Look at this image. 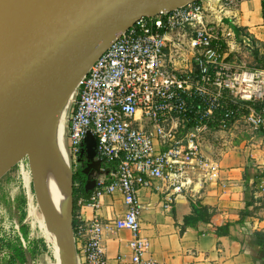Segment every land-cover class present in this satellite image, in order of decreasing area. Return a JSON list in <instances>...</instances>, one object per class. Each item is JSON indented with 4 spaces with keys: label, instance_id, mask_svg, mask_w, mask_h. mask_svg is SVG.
I'll list each match as a JSON object with an SVG mask.
<instances>
[{
    "label": "built area",
    "instance_id": "built-area-1",
    "mask_svg": "<svg viewBox=\"0 0 264 264\" xmlns=\"http://www.w3.org/2000/svg\"><path fill=\"white\" fill-rule=\"evenodd\" d=\"M228 26L204 0L143 16L79 79L69 147L77 164L92 134L100 170L94 193L87 203L81 200L95 215L82 218L74 232L82 263L162 264L145 255L139 190L164 194V207L172 210L175 193L193 191L194 183L218 174L217 162L203 153L205 133L227 131L236 120L264 131V112L254 106L264 100V67L231 59L242 43ZM118 191L126 210L106 222L103 198ZM108 226L133 233L131 254L113 263L104 246Z\"/></svg>",
    "mask_w": 264,
    "mask_h": 264
},
{
    "label": "crops",
    "instance_id": "crops-1",
    "mask_svg": "<svg viewBox=\"0 0 264 264\" xmlns=\"http://www.w3.org/2000/svg\"><path fill=\"white\" fill-rule=\"evenodd\" d=\"M204 1L211 15L223 18L240 38L242 44L237 45L240 51L245 49L249 53L263 40L259 35L264 36L263 0H238L235 6H224L226 0ZM248 37L251 39L248 44L241 41ZM239 55L234 53L231 59H239ZM203 153L217 162V176L203 184L194 183L193 191L175 193L172 210L164 207V194L150 188L139 190L141 234L149 241L145 255L156 258L162 264H264V131L252 128L243 120H236L227 131L212 130L205 133ZM84 160L85 171L89 174L86 188L94 190L100 176L99 166L95 157L90 158L88 151L85 152ZM88 166L92 168L88 169ZM32 185L37 194L34 171ZM192 201L209 206L214 211V221L230 224V233L218 236L213 232V224L203 221L195 225L185 224V217L192 214ZM103 202L100 215L106 222L126 210L124 197L119 191L105 195ZM39 208V215H42L40 222L45 227L43 212ZM248 211L250 214L242 220V213ZM30 212L31 208L27 220L32 235L38 229L50 247L45 233H42ZM94 215L92 206H82L81 216L84 220ZM49 237L56 243L55 237ZM132 239L130 229L107 227L104 246L106 256L112 263L119 255L131 254ZM77 249L76 246L77 264H84L79 259ZM54 257L48 256L47 252L36 257L29 253L27 264H61L59 258L56 255ZM0 264L8 263L0 259Z\"/></svg>",
    "mask_w": 264,
    "mask_h": 264
},
{
    "label": "water",
    "instance_id": "water-1",
    "mask_svg": "<svg viewBox=\"0 0 264 264\" xmlns=\"http://www.w3.org/2000/svg\"><path fill=\"white\" fill-rule=\"evenodd\" d=\"M194 1L0 0V144L18 128L25 131L47 103L58 100L55 122L93 61L132 23ZM95 147L89 134L82 155L88 151L93 159ZM70 167L69 238L63 260L77 264Z\"/></svg>",
    "mask_w": 264,
    "mask_h": 264
},
{
    "label": "rangeland",
    "instance_id": "rangeland-1",
    "mask_svg": "<svg viewBox=\"0 0 264 264\" xmlns=\"http://www.w3.org/2000/svg\"><path fill=\"white\" fill-rule=\"evenodd\" d=\"M259 35L264 40V36ZM263 40H260L258 46L255 45L254 49H250L249 53L245 52V49L241 50L238 53L240 54V60H245L253 65H263L256 57V50H258V54L264 55ZM260 51H263V53H260ZM77 94L78 88H75L70 100L58 112L51 127V135L53 134L60 143L66 153L68 162L76 167H78L79 162L77 165L74 163L69 147V122L74 108L72 100L75 99ZM29 159L28 151H23L18 158L13 160L0 173V259L7 263L18 259L16 249L23 248L26 257L29 253L36 257L47 252V255L52 256L53 259H55L54 255H56L60 263L64 264L63 256L58 254L54 241L45 233L44 224L40 222L42 221V215H39L41 210L37 205V197L32 185L33 170ZM30 208V216L36 219L42 233H45L50 247L46 244L38 229L35 231V235H32V230L27 220ZM38 216H40V219ZM23 225L26 227L25 229L22 228Z\"/></svg>",
    "mask_w": 264,
    "mask_h": 264
},
{
    "label": "bare ground",
    "instance_id": "bare-ground-1",
    "mask_svg": "<svg viewBox=\"0 0 264 264\" xmlns=\"http://www.w3.org/2000/svg\"><path fill=\"white\" fill-rule=\"evenodd\" d=\"M59 104L58 100L47 103L25 131L18 128L2 138L0 173L23 151H28L37 201L46 223L44 230L48 236L56 238V249L63 256V244L69 238L71 167L60 143L51 135L53 117Z\"/></svg>",
    "mask_w": 264,
    "mask_h": 264
},
{
    "label": "trees",
    "instance_id": "trees-1",
    "mask_svg": "<svg viewBox=\"0 0 264 264\" xmlns=\"http://www.w3.org/2000/svg\"><path fill=\"white\" fill-rule=\"evenodd\" d=\"M258 50H256V57L262 64H257L258 66L264 67V55L258 54ZM264 54V53H263ZM256 109L264 112V101L262 104L259 102L254 103ZM84 158L79 157V165L75 167L72 174V182H73V207H72V228L74 232L81 226L82 224V216L81 209L83 206L82 199L84 203L90 199L91 195L94 193V190H88L86 188L87 182L89 180V174L85 171L86 165L84 164ZM78 164V163H77ZM76 164V165H77ZM81 164H83L81 166ZM250 214V212L242 213V220L246 215ZM203 221L206 223L213 224V232L218 235H226L230 233V224L229 223H221L214 221V211L210 210V207L202 204L200 201H192V214L185 217V224L195 225L198 222ZM22 228H26L24 225ZM18 252V259L9 261L8 264H27V257L25 250L23 248L16 249Z\"/></svg>",
    "mask_w": 264,
    "mask_h": 264
}]
</instances>
